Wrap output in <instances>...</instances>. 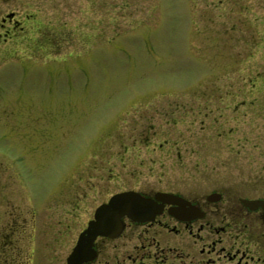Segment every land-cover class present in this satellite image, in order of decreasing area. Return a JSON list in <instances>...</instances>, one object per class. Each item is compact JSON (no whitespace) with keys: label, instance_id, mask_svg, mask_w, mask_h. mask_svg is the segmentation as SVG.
I'll use <instances>...</instances> for the list:
<instances>
[{"label":"rangeland","instance_id":"obj_1","mask_svg":"<svg viewBox=\"0 0 264 264\" xmlns=\"http://www.w3.org/2000/svg\"><path fill=\"white\" fill-rule=\"evenodd\" d=\"M16 5L34 16L0 38V208L30 225L19 264H62L94 208L124 190L219 193L227 211L264 199V0L0 11Z\"/></svg>","mask_w":264,"mask_h":264},{"label":"flooded vegetation","instance_id":"obj_2","mask_svg":"<svg viewBox=\"0 0 264 264\" xmlns=\"http://www.w3.org/2000/svg\"><path fill=\"white\" fill-rule=\"evenodd\" d=\"M1 12L2 39H15L34 16L21 15L17 5L4 15ZM154 192L141 191V194L152 197ZM179 195L188 201L183 205L187 211H179L177 205H164L151 221L138 223L124 219L119 235L112 239L97 236L91 245L92 256L79 264H264L262 211L247 209L239 199V211H227L216 203L221 197L210 202L206 196ZM0 200L4 197L0 196ZM4 202V210L0 208V264H19L22 253L28 262L34 252L30 225L21 207ZM76 239L62 264H66Z\"/></svg>","mask_w":264,"mask_h":264},{"label":"water","instance_id":"obj_3","mask_svg":"<svg viewBox=\"0 0 264 264\" xmlns=\"http://www.w3.org/2000/svg\"><path fill=\"white\" fill-rule=\"evenodd\" d=\"M219 195H209L208 200H217ZM249 210L261 209L264 212V199H239ZM188 204L181 197L156 192L153 199L141 196L134 191L113 194L106 203L99 205L93 212V218L87 222L77 236L76 243L66 258V264H79L92 256L91 245L97 236L116 237L123 226V218L133 222H146L159 213L163 204ZM183 212L182 210H180ZM185 212V211H184Z\"/></svg>","mask_w":264,"mask_h":264},{"label":"bare ground","instance_id":"obj_4","mask_svg":"<svg viewBox=\"0 0 264 264\" xmlns=\"http://www.w3.org/2000/svg\"><path fill=\"white\" fill-rule=\"evenodd\" d=\"M165 204H166V203H165ZM170 205H172V204H170ZM176 205H177V204H176ZM177 206L179 207V211H180V210L185 211L184 208H183V205H182V206L177 205Z\"/></svg>","mask_w":264,"mask_h":264}]
</instances>
